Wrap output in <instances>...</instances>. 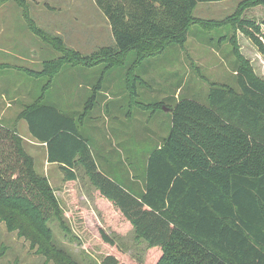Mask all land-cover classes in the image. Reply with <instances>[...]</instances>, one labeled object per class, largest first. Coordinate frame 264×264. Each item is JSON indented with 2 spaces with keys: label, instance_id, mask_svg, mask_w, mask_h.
I'll return each mask as SVG.
<instances>
[{
  "label": "trees",
  "instance_id": "obj_1",
  "mask_svg": "<svg viewBox=\"0 0 264 264\" xmlns=\"http://www.w3.org/2000/svg\"><path fill=\"white\" fill-rule=\"evenodd\" d=\"M224 1L94 0L109 21L115 46L83 57L64 47L61 39H50L63 56L47 62L42 72H29L53 78L66 65L103 62L107 68L123 67L134 51L140 60L129 67L128 77L143 60L167 47L184 48L192 25L206 26L194 17L200 3ZM257 7H264V0H244L227 23L232 24L233 44L237 46L238 30L264 55L261 27L242 17ZM29 24L46 39L31 20ZM245 63L235 71L237 88L212 83L208 104L184 97L171 106L170 133L147 156L140 191L99 168L82 130L84 116L69 117L41 103L43 92L19 118L33 139L47 145L48 162L59 164L66 182H74L77 168L83 169L98 207L112 208L147 245L146 264H264V79ZM95 94L87 105L93 106ZM33 165L17 130L0 122V220L9 231L36 238L41 251L54 256L57 264H76L54 252L48 223L60 207L47 177ZM87 222L93 224L92 218ZM99 233L106 246L123 253L114 238L103 229ZM100 264L127 263L111 252Z\"/></svg>",
  "mask_w": 264,
  "mask_h": 264
},
{
  "label": "rangeland",
  "instance_id": "obj_2",
  "mask_svg": "<svg viewBox=\"0 0 264 264\" xmlns=\"http://www.w3.org/2000/svg\"><path fill=\"white\" fill-rule=\"evenodd\" d=\"M243 1L200 3L194 17L206 26L192 25L184 48L167 47L143 60L128 77L129 67L140 60L134 51L126 56L123 67L107 68L103 62L66 65L49 78L30 72H42L47 62L55 63L63 56L50 39H61L64 47L83 57L114 47L107 17L93 0H24L22 5L0 0V122L17 130L25 151L33 158L35 172L52 178L60 208L48 227L58 258L76 264H100L113 252L127 264H146L148 251L112 208L98 207L82 168H77L74 183L66 185L54 179L60 176L59 169L47 163L44 147L28 135L27 123L19 114L44 92L41 103L57 107L69 117L84 116L82 130L101 169L127 187L142 190L146 158L168 137L171 106L178 98L208 104L210 84L237 88L235 71L246 65L245 60L264 79V55L251 40L236 30L238 49L231 41L233 29L227 20L240 11ZM242 17L261 27L264 44V7L249 9ZM29 19L46 39L31 30ZM94 94L93 106L87 105ZM102 229L123 253L117 254L101 241ZM35 240L19 230L9 231L0 220V264H57Z\"/></svg>",
  "mask_w": 264,
  "mask_h": 264
},
{
  "label": "crops",
  "instance_id": "obj_3",
  "mask_svg": "<svg viewBox=\"0 0 264 264\" xmlns=\"http://www.w3.org/2000/svg\"><path fill=\"white\" fill-rule=\"evenodd\" d=\"M94 1V0H93ZM95 3V2H94ZM96 4V3H95ZM28 131V130H27ZM28 135L30 136V134H29V132H28ZM31 137V136H30ZM33 139V138H32ZM34 141L35 142H37L35 139H34ZM37 143H39V142H37ZM39 145H41L42 147H44V151H45V155H46V159H47V163L49 164V165H56V167L59 169V173H60V176L58 177V178H54V179H57L59 182H61L62 184L65 182V184L67 185V183H70V182H66L65 181V175H64V173L62 172V170H61V168H60V166H59V164H57V163H49L48 162V152H47V145L45 144V143H39ZM160 146V145H159ZM98 163V162H97ZM98 165H99V163H98ZM99 168L101 169V167H100V165H99ZM101 170H103V169H101ZM104 171V170H103ZM75 173H76V176L78 177V173H77V170L75 171ZM45 177H47V179H48V181H49V183H50V185H51V180H52V178L50 177V176H48V175H45ZM78 180V179H77ZM72 183H74V182H72ZM52 186V185H51ZM94 190V189H93ZM143 190V189H142Z\"/></svg>",
  "mask_w": 264,
  "mask_h": 264
}]
</instances>
